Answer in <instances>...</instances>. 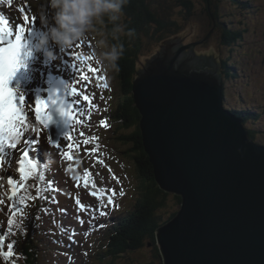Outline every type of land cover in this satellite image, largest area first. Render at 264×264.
<instances>
[{"label":"water","instance_id":"1","mask_svg":"<svg viewBox=\"0 0 264 264\" xmlns=\"http://www.w3.org/2000/svg\"><path fill=\"white\" fill-rule=\"evenodd\" d=\"M212 33L165 41L134 81L156 181L182 197L157 242L164 264H264V145L225 108L215 59L196 52ZM57 112L58 138L69 126Z\"/></svg>","mask_w":264,"mask_h":264},{"label":"trees","instance_id":"2","mask_svg":"<svg viewBox=\"0 0 264 264\" xmlns=\"http://www.w3.org/2000/svg\"><path fill=\"white\" fill-rule=\"evenodd\" d=\"M230 1L235 8H247L255 17H259L261 7L263 8L264 6V0H261L262 5L260 6L256 4L257 0ZM32 2L33 0H0V17H3L5 21L7 16L22 15L21 9L31 10ZM46 6V0H42L40 3L41 13L45 11ZM219 7L220 3L214 0H128V3L124 6L121 23L125 25L126 31L131 30L133 35L130 37L123 35L119 41L111 40L109 36L112 43L123 45L124 52L118 61L117 68L112 69L113 81L116 83L115 86L113 82V88H111L113 86L112 82L106 77L104 66L101 68L97 67L101 73L97 71L94 77L97 83L107 82L111 90V100L107 108H97L95 110V117L99 118V124L95 123L94 127L91 125L93 128L89 127V130L94 129L99 132L96 135L98 141L92 140L94 146L89 145L88 149L90 147L92 149L96 148L97 145L99 147L88 156V159L87 153H83V158L84 161L88 160L90 162V167L93 166L97 162L95 156L99 155V151L103 146H109L108 150L113 148L108 140H103L104 133H111L113 134L112 140L116 139L119 141L125 146L124 152L128 155L130 154L131 156L129 155V157L134 158L137 173L131 174V177L126 173L131 179L129 186L125 178L121 182V178L114 174L113 176L119 180L117 182V179L112 176L114 184L119 186V188L117 187L118 189L113 197V202L115 203L109 205L108 208L102 209L106 212L111 207L114 208L107 211V215L101 216L98 211L95 213L86 211L89 215V220L96 225L98 221L103 219L101 224L103 226H101V230L98 233L96 231L95 233L92 224L81 225L83 228H88L90 233H94L92 245L83 258L86 259L85 261L83 260L85 264H120L123 260L126 264H164L157 242V231L178 213L182 204V197L165 191L156 181L154 166L150 161V156L145 151L143 143L140 129L141 113L136 106L133 91L134 81L138 75L140 58L143 53L161 46L170 39L180 38L186 42L183 32L186 27L194 26L197 22L205 24L208 30L213 29L210 39H217L219 33L223 46L230 48L231 51L238 44H242L246 38L245 29L240 26H234L222 16L218 11ZM49 11L50 8H47V15ZM26 13L28 14V12ZM41 24H43L42 19ZM112 27V24L107 22L104 26H97L100 31L105 33H110ZM255 32L260 34V30H256L253 33ZM204 44L196 48L198 55H202L199 50ZM46 50L48 52L50 50L54 57L61 60L65 57L62 47L54 42H51ZM48 52L47 56L51 62L52 57L48 55ZM261 53H264V51L262 50ZM216 58L221 64L225 84L232 77H239L240 70L237 67V62L230 60L232 55H229L226 59L218 56ZM244 71L246 70L243 69L242 72ZM85 76H87V72ZM98 77L101 79H98ZM235 114L240 116L245 122H251L250 137L257 142L263 143L258 135L259 132L254 127L261 118V112H247L244 110L242 113L235 112ZM101 121L111 123L113 126L111 128L109 126L104 127ZM40 131L42 134L38 135L39 148L41 149L43 147L41 144H44L46 151L48 150L49 155L53 156L57 160L56 162L64 165L65 156L62 155L64 152H70L74 156L76 145L72 144V149L65 145L63 146V143L56 147L55 144L49 143L48 132L43 128ZM34 137L36 138L37 135H34ZM46 151L42 149L40 153L39 151L37 152L35 157L34 155L30 156L31 159L38 163L40 168L45 164L44 156ZM119 152L123 153L122 150H119ZM39 174L40 172L37 170V176L29 178L27 181L29 188L31 185H35V188L44 189L47 183L51 181L50 176L44 174V180L40 181L37 178ZM121 191H123V195H120ZM78 193L81 196V192L79 191ZM29 194L35 196L36 190L33 191L30 188ZM42 194L46 196L45 192ZM127 195H130V198L126 203H123V199ZM92 198L94 197L89 193V198L87 197L83 200V203L88 205L90 203L89 200ZM104 202L106 203L107 200L104 199ZM92 204L93 207L90 206L92 209L97 208L93 202ZM30 205L32 206L26 209L27 216L18 218L20 226L13 227L17 238V247L16 244L13 246L15 249L14 253L16 254V251H18L17 264H43L40 252L39 222L44 212H40L39 209L45 206L44 200L36 199L35 201H30ZM93 215L96 217L94 220L91 219ZM37 216H39V219H36Z\"/></svg>","mask_w":264,"mask_h":264},{"label":"rangeland","instance_id":"3","mask_svg":"<svg viewBox=\"0 0 264 264\" xmlns=\"http://www.w3.org/2000/svg\"><path fill=\"white\" fill-rule=\"evenodd\" d=\"M41 1L42 0H33L31 4V10L26 9L22 12V15H15V20L13 22L14 25L12 26L13 30L15 31L18 30V26H24L25 28H27L26 32L29 33V36L33 37L38 42L45 35L47 31V26L41 24V14H42L41 13L42 9L40 8ZM214 1L220 3V7L218 11L222 16L228 19V21H230L234 26H240L245 29L244 31H246L245 33L246 38L244 39L242 44H238L232 49L233 51H231L230 48L223 46L220 40V34L218 33L219 39L218 38L210 39L209 41L204 42L205 44L201 46L202 48L199 51H201L202 54L207 56H212L215 59L216 65L219 68L218 74L221 75L222 81L223 78H222L221 64L216 58V56H218L219 58L226 59L228 58L229 55H232V59L230 60L233 62H237L238 64L237 67H239L240 72L238 78L232 77L231 79L228 80V83H226L227 84L226 100L228 106L236 109L242 107L247 108L249 106L264 113V53H261L262 50L264 51V31H263L264 6L263 8L261 7L259 17H255L251 14V11L250 12L248 11L247 8H235V6L230 0H214ZM256 4L258 6L262 5L261 0H257ZM26 12H28V14ZM25 14H27L29 17V21L27 24H25L24 21ZM52 15L53 12L50 9L47 15L50 20ZM33 16L37 17L35 22L31 20V17ZM212 30L213 29L208 30L206 28V25L203 24L202 22H197L194 26L186 27L183 33L186 42L189 43V41L192 40H193L192 42L201 40V38H204L205 35L209 34ZM256 30H260V34L258 32L253 33ZM97 38L98 36L96 33H90L84 39L76 42L71 47V49L62 48V51L67 56V58H64V62L67 63L65 66L67 67L68 71L74 72L76 68L73 66V64H76L77 68L79 67L81 68L80 69L81 76H83L84 74L83 71L87 72V76H92V75L95 76L97 71L100 72V70L97 69V67L99 66V68H101L104 65L98 63L95 57L96 49L94 45ZM81 42H83L84 46H79ZM50 44L51 41L49 42L47 47ZM160 47L161 46L155 47L143 53V55H141L139 71L144 68V66L146 65L149 59H151L155 54L158 53L159 50L162 49ZM35 53L37 55V58L39 57L41 60V71L45 73L48 68L45 52L41 50L40 47H38ZM31 55L32 54L28 53V56ZM86 57H91L92 59L91 60L85 59ZM89 65L95 68L96 71L95 72L89 71L88 68ZM199 66L201 67L202 64L200 63ZM243 69H245L246 71L242 72ZM104 70L107 71L108 76L110 77L109 79L108 78L107 79L110 82H112L111 84H113L114 81H113L112 69L104 66ZM114 84L116 86L115 82ZM114 84L112 87H114ZM44 85H45L44 80H37V86H44ZM30 92L33 96V91L31 90ZM39 92L43 93L44 95L47 94V92L44 89H39ZM39 92L35 94L37 95L39 94ZM83 102H84L83 109L86 110V113L88 114L91 113L90 104L84 100ZM28 111L29 113L33 114L34 108L29 107ZM86 115L84 117H86ZM262 119H263V123L257 122L258 124L256 128L259 131L258 135L260 137V140L262 139L261 141L264 143V116ZM55 120L56 121L60 120V118ZM250 125L251 124L249 123V126ZM86 128H87V124L83 123L82 118L80 117L78 119V122L75 123L72 133L70 134L71 140L69 141L65 138L64 145L68 147L69 144L76 145L77 142H81L79 146L80 148H83V146L85 145L82 143V141L85 139L84 138L85 134L83 133V131ZM81 133H83V136H81ZM103 136H104L103 140H108L110 145L113 147V148H109L110 151L100 150L99 155L95 156L96 160L97 157L103 160L104 161L103 164L95 162V164H93V166L90 167L87 162H82V158L84 157V154L80 152L79 149L77 150L76 147L74 149L75 154L74 156H72L73 159L69 160L66 157L64 159V164L68 166L67 170H69L70 177L71 179H73L72 188L76 191L81 189L82 194H85L86 192L91 193V191H98V189H114L112 187H118L114 184V181L112 180V176L114 174H117L121 178V182L123 178H125V180L127 181V185L129 186L131 183V179L126 175V173H128L130 177L131 174L137 173L136 162L133 157H129L130 154L128 155L124 152L125 146H123L116 139L112 140L113 134L111 133H104ZM87 145H90V143H88ZM104 147L105 146H103V148ZM119 150H122L123 153L119 152ZM16 153L18 157H20L21 152L16 151ZM86 164L89 167H87ZM81 168L83 169L82 172L80 173L79 171H81ZM109 168L112 170L111 172H109L108 170ZM8 169H10V167L5 168V170ZM86 169L88 170V172L91 173L90 176L87 177L85 176ZM73 177H75V179ZM86 179L89 183L88 188L84 187ZM93 181L95 182V185L98 187V189L93 190V188L91 187ZM3 183L6 184V181L4 180ZM77 183H79L80 185L79 187H77ZM0 193L1 194L6 193L4 194V198L7 199L8 202L10 203V199H8L9 194L7 190L2 189ZM102 194L103 193H100L98 191V196H100L102 199H106V197L103 196ZM51 196H56L55 192L52 193ZM93 197L94 198L89 200L90 203L88 204V206L93 205L92 204L93 202L94 205L98 207L100 200L97 198V196H93ZM129 198L130 195H127V197L123 199V203H126ZM70 203L71 202H69V204ZM73 203L77 211L78 206L76 205L75 200L73 201ZM114 203L115 202H113V204ZM56 214L58 213H53V212L45 213L44 220L40 227V237L42 240L41 252H42L43 264H68L67 257L68 256L70 257L69 252L67 256L65 251L60 249V246L66 244L65 240H68L67 238L68 235L65 233H67L70 227L66 224L65 221H60L54 218L57 216ZM5 219L6 217L3 214L2 220ZM0 223L2 224V221ZM73 223H75L74 220L70 221V224ZM57 224L65 228L66 231L61 232L59 228H57ZM0 233L2 234L1 230ZM63 236L65 237V240ZM73 241H74V237L72 238V240H70V243L73 244ZM2 252H4V250L3 248H0V253ZM1 257H3L2 254H0V262H1ZM120 264H126V262L123 260L120 262Z\"/></svg>","mask_w":264,"mask_h":264},{"label":"snow or ice","instance_id":"4","mask_svg":"<svg viewBox=\"0 0 264 264\" xmlns=\"http://www.w3.org/2000/svg\"><path fill=\"white\" fill-rule=\"evenodd\" d=\"M23 12L24 9H21ZM37 17L33 16L31 17V20L35 22ZM24 21L25 24L28 23L29 17L27 14L24 15ZM5 21L3 20V17H0V25H3ZM25 34V27L24 26H18V35L16 36V43L11 44V41L9 43L11 46L9 48H0V166L3 165L5 158L7 157L10 161L12 153L7 152L6 149L19 151L22 153V155L19 157L18 163L20 165L19 167V173L20 178L19 181L13 179L12 177L8 178V184L12 186V195L8 197L12 201L11 205L9 206V212L10 217L7 221L8 224V233L12 234L13 225L15 224L16 227H19L20 224L17 221V214L20 215L21 218L27 216L26 209L29 207L27 200L35 201L36 199H42L47 201L48 203H58L55 196H52L49 198L48 196L43 195V192H56L59 191V189L53 187L52 182L49 181L44 189L36 188V195L32 196L29 194V186L26 184V182L29 180L30 177L37 176V168L38 165L34 159L30 158V152H35L36 148L35 146L39 143V136L35 139L32 138H26L23 142V146H18L17 142L12 138L13 134H15L17 137L23 136L24 133L28 130L26 125V117L21 114V110L24 107L25 98L21 96H14L13 89L10 88L9 83L11 79L13 78V75L20 63V57L22 50L25 48V44L22 43V40L24 38ZM12 31L11 29H8L5 31L4 29L0 28V39H3L5 36H11ZM79 46H84L83 42ZM71 49V48H70ZM30 54V53H29ZM78 58V57H75ZM85 59L91 60V57H86ZM73 66L77 69V65L73 64ZM89 71L95 72L96 69L93 68L91 65L88 66ZM82 79L85 82V86H87L88 83H90V77L89 76H83ZM98 79H101L98 77ZM104 87H107L105 84ZM76 88L71 89V96L79 95ZM101 99H103V96H101ZM83 100L91 104V100L87 95L83 96ZM63 103V102H62ZM78 101L74 100L71 105H69L68 109L65 110V115H67L71 121H73L75 118L73 116L72 109L75 105H78ZM19 105V107H18ZM48 103L43 99H37L35 102V119L38 123H41L45 128H48V123L50 120L49 114H48ZM79 110V109H78ZM83 111V110H79ZM78 122V121H77ZM104 127H107V123L105 121H101ZM33 132H36L37 129L33 128ZM81 136H83V133H81ZM67 140H71L70 135H66L65 137ZM94 139V138H93ZM49 143H54L56 147H59V143L54 142L52 138L49 136L48 138ZM81 142H77L76 148L79 149V144ZM83 144L87 145L89 143L88 139H84L82 141ZM69 149L73 148L72 144L68 145ZM98 145L96 148L93 149H86V152L92 153L95 152L98 149ZM67 159L72 160L73 157L70 152H64L62 153ZM97 162L100 164H103L104 161L99 159L97 157ZM109 172L112 170L109 168ZM91 173L88 172V170H85V176H90ZM40 181L44 180L43 173H40L37 177ZM75 179V177H73ZM114 179H117V182H119L118 178L113 176ZM3 177H0V180H2ZM79 183H77V187H79ZM31 187H36L35 185H31ZM84 187L88 188L89 183L87 179L85 180ZM92 188H96L95 182L93 181ZM23 191V193L27 195H17V193ZM98 191L103 192L105 194L107 202H104V199H102L100 196H98ZM98 191H91V195L97 196V198L100 200V203L97 208L92 209L90 206H85L81 203L79 197L77 196L75 199V203L78 206L77 211H91L93 213L99 212L101 216L107 215L105 211L102 209L107 208L109 205H113V197L115 196V189H98ZM123 191L120 192V195H123ZM4 203L3 197H0V204ZM40 212L44 213H50L51 210L47 207H42L39 209ZM61 213L65 212V209H58ZM95 215L91 217V219H95ZM36 219H39V216L36 217ZM76 219L79 221L81 225L85 223V220L80 218L79 216L76 217ZM55 222V221H54ZM89 223H91V220H89ZM103 226V225H101ZM57 228L61 232H65L66 229L61 227L59 224H57ZM76 235L75 231L71 232V234L68 236L69 240H72V238ZM4 235L0 234V248L4 246ZM16 243V241H12L11 243L7 244V251H4L0 254L3 255L5 260H8L10 257L13 256V246Z\"/></svg>","mask_w":264,"mask_h":264},{"label":"clouds","instance_id":"5","mask_svg":"<svg viewBox=\"0 0 264 264\" xmlns=\"http://www.w3.org/2000/svg\"><path fill=\"white\" fill-rule=\"evenodd\" d=\"M128 0H47L42 13V22L47 26L45 35L40 39L38 47L44 48L54 42L62 48H71L76 42L90 33H96L95 57L98 63L110 69H116L123 55L124 48L119 41L121 36H132L121 23L124 6ZM47 8L53 12L51 20L47 16ZM112 24L110 33L100 31L97 26ZM111 37V40L109 39ZM48 55L55 58L51 51Z\"/></svg>","mask_w":264,"mask_h":264},{"label":"flooded vegetation","instance_id":"6","mask_svg":"<svg viewBox=\"0 0 264 264\" xmlns=\"http://www.w3.org/2000/svg\"><path fill=\"white\" fill-rule=\"evenodd\" d=\"M107 83V82H106ZM91 84V87H92V89H94L95 88V86H96V83H90ZM105 85V84H104ZM89 86V84H87V86H85L86 88ZM79 98V97H78ZM103 100H101V101H99V107H100V109H102L104 106H103ZM107 106V105H106Z\"/></svg>","mask_w":264,"mask_h":264},{"label":"bare ground","instance_id":"7","mask_svg":"<svg viewBox=\"0 0 264 264\" xmlns=\"http://www.w3.org/2000/svg\"><path fill=\"white\" fill-rule=\"evenodd\" d=\"M24 54V53H23ZM263 123V119L262 118H260L259 120H258V123ZM74 230H69V231H67V233H65V234H67L68 236L71 234V232H73ZM64 237V236H63ZM75 237V236H74ZM60 244V243H59ZM60 248H64L63 246H60Z\"/></svg>","mask_w":264,"mask_h":264}]
</instances>
